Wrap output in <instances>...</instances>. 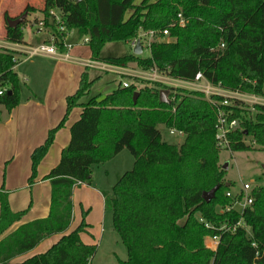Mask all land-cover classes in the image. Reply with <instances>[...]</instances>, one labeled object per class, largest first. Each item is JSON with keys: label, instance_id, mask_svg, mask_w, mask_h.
Masks as SVG:
<instances>
[{"label": "trees", "instance_id": "obj_1", "mask_svg": "<svg viewBox=\"0 0 264 264\" xmlns=\"http://www.w3.org/2000/svg\"><path fill=\"white\" fill-rule=\"evenodd\" d=\"M32 11L26 5L14 17ZM51 11L57 13L55 23ZM39 12L42 24L52 29L56 47H61L67 31L86 36L90 60L122 66L133 63L141 70L155 69L182 81L200 72L207 82L224 90L264 97V0H139L137 4L134 0H42ZM177 14L183 25L177 24ZM2 18L3 40L21 44L24 20L8 27L5 20L13 17L3 13ZM164 29L168 40L152 38L146 57L99 55L107 42H131L138 32ZM18 55L0 48V107L6 111L19 102L18 79L12 69L17 63L12 58ZM94 79L86 72L80 74L55 126L62 124L73 107H80L78 118L69 126L67 145L43 176L50 185L47 215L0 239V264H92L95 246L81 243L78 237L87 227L83 212L78 224L64 233L71 219V190L80 184L90 186L91 166L111 159L123 148L132 157V165L119 175L109 194H102L103 209L110 214L112 230L125 250V259L115 264H264V186L251 188V203L238 213L230 208L233 198L225 196L230 185H224V170L217 165L214 106L222 97L211 95L212 104L201 92L161 87L165 101H159L158 88L136 89L131 82L80 101ZM133 92H137L134 102ZM231 102L222 109L228 112V120L236 119L238 127L226 134L227 149L264 150V106L255 105L253 117L246 118L240 116L244 112L241 101ZM159 125L181 132V143L163 140ZM55 128L29 154L28 183ZM214 186L213 197L204 202L201 193ZM21 214L9 210L6 195L0 192V234ZM239 219L248 233L239 226L233 231L217 230ZM216 233L215 250L205 249L203 237ZM53 234L59 237L43 252L12 261Z\"/></svg>", "mask_w": 264, "mask_h": 264}, {"label": "crops", "instance_id": "obj_2", "mask_svg": "<svg viewBox=\"0 0 264 264\" xmlns=\"http://www.w3.org/2000/svg\"><path fill=\"white\" fill-rule=\"evenodd\" d=\"M6 1L0 0V34H2L4 12H7L8 17H14L27 5L34 8V11L25 12V18L22 21L27 20L30 15L39 21V17L42 16L39 12L42 0H35L36 2L34 0H11L9 4H4ZM129 12L130 10L124 16H127ZM51 13L57 15L55 11ZM25 24L27 23L24 22L21 25V32ZM33 31H39L42 34L38 43H52L53 35L47 34L44 30H37V28ZM82 39L83 37H79L75 31H67L61 40V47L55 46L54 55L27 58L23 56V46L34 45V41H24L22 34V43L13 44L3 40L0 35V48L19 52L17 63L12 67L18 79L19 102L8 111L0 107V192L5 193L11 212H22L20 218L0 234V239L16 227L44 218L48 213L50 185L48 180L43 179V176L57 163L61 149L68 143L69 126L80 113V107H73L62 124L55 128L63 117L65 98L76 90L82 72H86L89 78H95L92 85L98 80L97 75H93L91 67L86 65V62L90 61V54ZM125 43L133 47L131 42ZM65 44H69L70 47L66 48L63 46ZM106 71L113 74L114 85L110 88L112 91L120 83L122 77L110 70ZM97 92L102 95L101 91ZM85 99L87 97L84 99L82 97L80 101L83 102ZM52 128H55L52 141L36 166L32 182L28 183L29 154L34 147L43 142L47 131ZM157 128L160 131L163 127L159 125ZM162 139L168 142L163 136ZM121 151L103 163L111 161ZM126 161L132 165V159L127 160L126 158ZM111 186L108 189L105 186H97L92 179L90 186L80 184L73 187L70 195L71 219L64 233L78 224L81 219L80 212H83V221L87 227L78 234L79 240L83 244L98 246L103 237V224L107 215L110 219V214L103 209L102 194H109ZM58 237L59 234H53L42 239L31 250L15 256L12 261L18 262L30 255L43 252ZM90 262L92 263V257Z\"/></svg>", "mask_w": 264, "mask_h": 264}, {"label": "rangeland", "instance_id": "obj_3", "mask_svg": "<svg viewBox=\"0 0 264 264\" xmlns=\"http://www.w3.org/2000/svg\"><path fill=\"white\" fill-rule=\"evenodd\" d=\"M11 0H7L4 4H9ZM35 1V0H34ZM36 2V1H35ZM138 0H134L137 3ZM3 4V3H2ZM1 4V6H2ZM20 12V11H19ZM19 12L15 14L18 15ZM7 15V12H4ZM14 16V15H13ZM54 23L57 21V16L53 14ZM25 18V17H24ZM40 20L37 21L32 16H28L25 19L24 27H22L23 40L34 41L37 44L41 39L42 34L39 31H33L35 28L37 30H44L47 34L52 32L49 26L42 24V16L39 17ZM168 35V32H167ZM154 37H149L147 32H138L137 40L139 42L138 53H134L133 47L129 46L125 42H107L100 49L99 55L101 57H116L127 53H133L140 57H146L148 55L147 44ZM155 39V38H154ZM135 41V42H136ZM134 46V45H133ZM97 62V61H96ZM99 63V62H97ZM101 65L98 67H92L93 75H97L98 80L92 85L88 94L84 97L95 96L97 91L103 95L109 92L113 88V74L107 72L110 70L113 73H117L121 76L120 82L133 83L137 88L142 86L158 88H173L178 92H191L188 88H181L177 86H170L158 81L161 79L167 81L168 75L164 73L157 72L153 73L150 70H141L133 63H127L125 65H115L109 62H100ZM89 69V68H87ZM114 74V75H117ZM134 79H131V78ZM170 78V77H169ZM99 95V96H102ZM229 97H236L242 102V109L244 112L240 116L246 118H252L255 113V105L261 104L260 99H264L263 96L253 95V94H242L233 95L227 94ZM83 97V99H84ZM167 129L161 128L160 132L162 136L170 143L179 144L183 139V135H168ZM126 158L132 159L127 149L123 148L121 153L117 155L114 159L107 163H99L91 166L93 183L97 186H105L108 189L119 177L121 173L130 169L131 164H128ZM223 163L226 164L224 169V174L222 180L224 183L230 185V190H236L242 183H249L251 186H264V150L254 149L249 151H229L227 148H220L217 156V165L221 166ZM104 233L102 240L95 246V252L92 256L93 264H115L118 260L125 259V251L123 245L120 243L116 233L112 230L110 225V219L107 215L104 224ZM122 252V254H121Z\"/></svg>", "mask_w": 264, "mask_h": 264}, {"label": "built area", "instance_id": "obj_4", "mask_svg": "<svg viewBox=\"0 0 264 264\" xmlns=\"http://www.w3.org/2000/svg\"><path fill=\"white\" fill-rule=\"evenodd\" d=\"M177 24L178 25H183L184 20L180 16V14H177ZM59 30H62V27H58ZM149 37H154L156 40L160 41H167L168 40V35H167V30H161L157 33L154 32H147ZM83 42L85 43L87 38L83 37ZM136 39H133L131 41V45L135 44ZM66 48H69V44L63 45ZM222 46V45H220ZM55 45L53 43L47 44L45 42H40L38 44H26L23 46V56L24 57H32V56H45V55H54L55 54ZM12 60H17L15 57L12 58ZM99 62V61H97ZM96 61L90 60L86 62V65L88 67H98L100 64L97 63ZM153 73H156L155 69H151ZM159 82L168 84L170 86H177L181 88H188L189 90L192 91H198L201 92L204 97L211 102L212 104H215L213 100H210L211 95H219L222 97V100L219 102H216L215 104V116H216V124H215V132H214V138L216 141V146L220 148H227V142H226V134L233 131L238 127L236 119H227L228 112H225L222 109V106L232 105L231 100L232 99H237L241 101L240 99L236 97H229L227 94H233V95H242L241 93H236V92H231L224 90L220 88L218 85H212L209 82H207L203 76L201 75L200 72H196L193 79L190 81H182V80H177L174 78H167V81H163L161 79H158ZM128 83L126 82H120L121 87H126ZM261 104L264 106V99H260ZM242 102V101H241ZM168 135H181L182 133L179 131H174L173 129H167L166 130ZM253 186H251L249 183H242L236 190H227L225 192V196L233 198L232 205L230 208L234 209L238 213L242 212L243 209H245L250 203H251V197H250V190ZM224 210H229V207H226ZM205 227H210L207 223L204 224ZM241 227L243 228L246 233H248V228L244 225V223L241 221V219L237 220L233 225H221L217 227L218 231H233L235 227ZM219 240V234H213V235H205L203 237V246L205 249L214 251L217 243ZM251 246H254V243L251 242Z\"/></svg>", "mask_w": 264, "mask_h": 264}, {"label": "water", "instance_id": "obj_5", "mask_svg": "<svg viewBox=\"0 0 264 264\" xmlns=\"http://www.w3.org/2000/svg\"><path fill=\"white\" fill-rule=\"evenodd\" d=\"M76 1H78V0H76ZM25 14L26 13H22V14H20L17 17L7 18L5 20L6 25L8 27H15L16 25H18L22 21V19L24 18ZM139 47H140L139 42L136 41L135 44H134V46H133L134 53H138L137 51H138ZM136 95H137V92H133L132 93V97H131L132 102H134V100L136 98ZM164 96H165V91L164 90H160L158 92L159 101H165ZM225 168H226V164L223 163L222 164V169L224 170ZM224 185L227 186L228 184L225 183ZM216 188H217V186H214L210 190L205 191V192H202L201 193L202 200L207 203L213 197V194H214Z\"/></svg>", "mask_w": 264, "mask_h": 264}]
</instances>
